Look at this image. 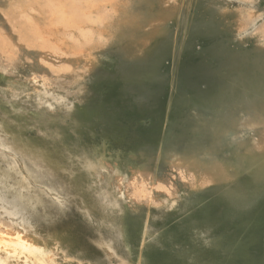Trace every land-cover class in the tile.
Returning <instances> with one entry per match:
<instances>
[{
    "label": "rangeland",
    "instance_id": "1",
    "mask_svg": "<svg viewBox=\"0 0 264 264\" xmlns=\"http://www.w3.org/2000/svg\"><path fill=\"white\" fill-rule=\"evenodd\" d=\"M131 2L143 14L145 2ZM7 3L0 0V33L29 43L0 60V217L12 227L6 238L52 253L56 264L125 257L132 264H264V181L238 171L229 184L191 192L177 182L175 209L147 213L138 203L109 214L78 165L83 154L122 175L155 165L159 179L175 182L172 157L207 161L220 149L221 120L245 103L264 105V0H186L179 58L172 57L170 20L144 44L111 39L95 49L91 66L60 73L43 64L38 43ZM32 76H46L47 90ZM214 157L226 159L220 151Z\"/></svg>",
    "mask_w": 264,
    "mask_h": 264
},
{
    "label": "bare ground",
    "instance_id": "2",
    "mask_svg": "<svg viewBox=\"0 0 264 264\" xmlns=\"http://www.w3.org/2000/svg\"><path fill=\"white\" fill-rule=\"evenodd\" d=\"M143 1V14H135L130 6L131 0H9L10 3L7 4L13 5L19 18L25 21L23 24L25 23V28L32 34L35 45L38 43V53L43 64L52 71L59 72L79 64L91 66L95 49L103 47L114 38L132 47L139 43L144 44L146 36H154L161 25L170 20L175 26L172 57L179 58L188 31L185 21L179 24L181 8L186 0ZM11 15L13 14L10 13ZM22 36L17 35L14 39L0 33V60L20 48L21 43L28 42ZM64 60L68 62L65 65ZM175 70L169 87L165 119L175 85ZM36 79V76H32L31 80L36 81L46 91L49 86L48 78L44 76L40 79L38 77V81ZM242 113H247L249 119L242 121ZM220 122L222 130L216 138L220 149L209 151L206 154L209 156L207 161L185 155L172 157L171 165L176 172L175 182L159 179L153 171L155 165L152 171L131 169L128 174L122 175L115 168L110 169L96 160L93 155L83 154L78 159V165L90 180L88 190L95 191L98 204L105 207L109 214L121 213L124 207L138 203H142L149 213L154 206L163 210L176 208L179 196L177 182L191 192L220 181L229 184L234 181L238 171L257 182L264 181V105L258 106L256 102L251 105L245 103L239 111ZM217 151L224 154L226 159L217 160L214 157ZM162 155L163 145L160 144L156 161ZM104 177L108 178L105 186ZM147 218L148 216L145 226ZM11 229L0 217V264H56L53 258L55 255L52 253H44L20 238L16 241H13L16 238L7 239ZM145 234L146 229L142 233L140 249L144 245ZM118 264L132 263L125 257L120 258ZM134 264H141L140 259Z\"/></svg>",
    "mask_w": 264,
    "mask_h": 264
}]
</instances>
